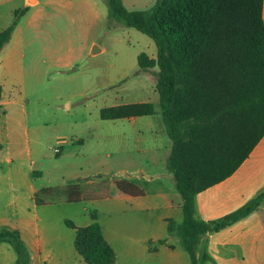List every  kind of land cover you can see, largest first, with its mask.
<instances>
[{"label":"crops","instance_id":"obj_1","mask_svg":"<svg viewBox=\"0 0 264 264\" xmlns=\"http://www.w3.org/2000/svg\"><path fill=\"white\" fill-rule=\"evenodd\" d=\"M23 6L29 11L0 52V230L19 233L29 253V264H88L75 246L77 228L95 222L115 252L114 264H193L179 235L184 222L182 197L175 181L169 183L163 175H149L142 181L133 180L136 173L123 178L144 191L139 197L125 194L115 182L103 199L37 204L36 194L48 188L42 183L44 162L62 157L64 148H74L76 156H84L88 143L83 128L63 136L59 119L42 121L35 117L33 101L28 97L36 79L48 76L51 68L58 69L63 78L68 76L79 55L78 50L63 51L62 45L73 49L77 42L64 31L58 33L59 51H50L48 30L53 24L46 21V11L64 13L62 23L66 27L77 9L82 16L84 11L94 14V22L105 13L98 12V0H0V33ZM262 17L264 21V2ZM155 118L124 119L132 125V136H138L134 140L136 152H143L141 145L148 131L157 132ZM262 192L264 138L230 178L195 197V219L205 224L220 221ZM170 222L175 224L173 233ZM203 252L213 264H264V201L247 217L201 235L198 254ZM0 264H19L16 251L8 243H0Z\"/></svg>","mask_w":264,"mask_h":264},{"label":"trees","instance_id":"obj_2","mask_svg":"<svg viewBox=\"0 0 264 264\" xmlns=\"http://www.w3.org/2000/svg\"><path fill=\"white\" fill-rule=\"evenodd\" d=\"M243 2L247 5L245 18L255 13L256 23L249 29L251 40L242 47L247 52L246 61L235 68L228 65L229 70H239L235 73L239 85L225 84L222 75L208 77L211 37L222 30L225 35L234 31L237 37L247 33L239 21L243 14L239 0H156L155 6L147 12L128 10L124 0H108L107 3L109 17L147 35L158 50L156 61L141 54L138 62L142 70L155 66L160 70L157 91L161 98V115L172 141L168 169L175 177L183 202L184 222L179 235L193 264H197L194 251L201 235L220 231L247 217L264 201L262 192L220 221L205 224L195 219V197L230 178L264 138V0ZM28 11V8L15 11L10 26L0 33V52ZM1 91L0 87V94ZM155 114L149 103L126 104L100 111L102 120ZM116 185L125 194L144 195L132 181L122 179ZM88 189L77 183L68 186L63 191L67 197L64 202L80 203L109 196V193L94 195ZM52 191L51 188L39 191L37 204L48 203L45 196ZM169 230L175 232L173 222ZM0 243L13 247L19 264H29V253L18 232L0 230ZM75 246L88 264L116 262L115 252L97 222L77 228Z\"/></svg>","mask_w":264,"mask_h":264},{"label":"rangeland","instance_id":"obj_3","mask_svg":"<svg viewBox=\"0 0 264 264\" xmlns=\"http://www.w3.org/2000/svg\"><path fill=\"white\" fill-rule=\"evenodd\" d=\"M239 1L243 10L240 17L244 19L239 21L247 33L237 37L234 31L226 35L224 30L220 31L211 37L212 50L208 54V77L213 79L212 75H222L225 84L239 85L235 76L239 70H229L228 65L235 68L246 61L247 52L242 47L251 40L249 29L256 23L255 13L245 18L247 5L244 0ZM98 2V12L105 13L102 19L94 22V14L91 16L90 12L84 11L82 16L77 9L73 21H66L69 27L63 25L62 16L65 15L60 10L46 11V21L53 24L48 30L50 51H59L58 33L64 31L77 38V42L73 49L62 45L63 51L78 50L79 55L68 76L63 78L58 69L51 68L48 76L36 79L35 88H30L28 95L33 101L35 117L42 121L59 119L63 136H70L83 128L88 138L84 156H76L74 148H64L62 157L44 162L42 183L53 190L45 200L55 203L66 201L63 191L75 183L89 187L94 195H104L110 193L112 184L137 172L141 175L134 176V181H142L149 175H163L169 183L175 181L168 169L172 141L163 122L161 98L157 91L160 70L158 66L142 70L138 62L141 54L156 61V44L147 35L109 17L108 0ZM155 3L156 0H126L124 4L130 11L147 12ZM93 44L98 48L96 53L92 52ZM144 103L152 104L156 111L157 132L154 133V129L148 131L141 145L143 152L139 153L134 144L138 136L136 139L132 136V125L128 120H102L100 111ZM160 121L163 130L158 128ZM200 239L201 236L194 251L197 264H213L207 253L198 254Z\"/></svg>","mask_w":264,"mask_h":264},{"label":"water","instance_id":"obj_4","mask_svg":"<svg viewBox=\"0 0 264 264\" xmlns=\"http://www.w3.org/2000/svg\"><path fill=\"white\" fill-rule=\"evenodd\" d=\"M97 51H98V48H96V47H94L93 50H92L93 53H96ZM136 175L140 176V173H136Z\"/></svg>","mask_w":264,"mask_h":264},{"label":"built area","instance_id":"obj_5","mask_svg":"<svg viewBox=\"0 0 264 264\" xmlns=\"http://www.w3.org/2000/svg\"><path fill=\"white\" fill-rule=\"evenodd\" d=\"M56 152H58V150H56Z\"/></svg>","mask_w":264,"mask_h":264}]
</instances>
